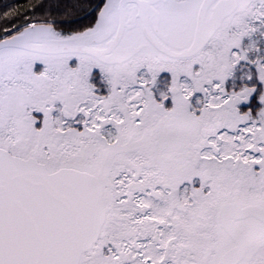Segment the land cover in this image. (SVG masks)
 <instances>
[{
  "label": "rangeland",
  "instance_id": "1",
  "mask_svg": "<svg viewBox=\"0 0 264 264\" xmlns=\"http://www.w3.org/2000/svg\"><path fill=\"white\" fill-rule=\"evenodd\" d=\"M182 1L185 3L184 6L180 4ZM255 1H242L235 13L238 15H234V18H232L233 16L228 18L223 27L212 37L207 47L190 59H171L155 50H150V46L132 60L121 65L111 66H103L86 55H56L51 57L63 59L64 67L67 68L61 70L64 75L61 80L53 83L52 79L37 75L33 78L36 91L30 92V94L17 86L7 89L0 110L2 119L0 121L2 126L0 129V147L25 158L37 157L38 160L47 164L50 171L60 167H73L89 171L100 177L105 187L104 199L108 211L101 238L106 239L109 235L110 240L115 243V239H111V236L115 234L114 226L119 220V215L120 217L125 215L126 221L128 220L123 227L124 236L120 237L121 241L119 242L125 248H123L125 251H120L122 259L115 257L109 262L105 256L104 263H91L92 261L84 263L85 258H82L81 264H148L139 259L132 260L133 256L129 247L133 242L132 238L135 241L143 236L146 240L154 238L153 234L158 225L152 220H146V215L149 214L147 210L150 209V206L147 205V208L138 210L133 202H122V208L120 210L117 209L118 206L116 208L117 199L121 200L125 196L132 197L134 192L144 191L143 193L147 194V188L152 193L164 192V189L167 192L171 188L168 191V199L170 205H176L172 207L171 218L177 234L174 239L169 238L166 234L165 258L169 263L177 264H218L221 255L233 246L232 240L220 227L218 221V211L223 203L237 202L242 206L258 204L264 207V194L259 195L260 191L258 190L261 185L259 180L257 184L252 185V188L243 190H248V194L231 196L226 201L218 199L219 196H216L215 191L210 190V187L214 185L208 183L211 180L205 181L203 173L201 171L197 173L198 169L195 166L200 163L199 154L192 152V142L188 137L186 139V134H183L185 133L183 125L186 124L185 128H187L197 120H206L207 125L203 131L208 127L210 135H216L217 129L235 131L240 125L249 124L257 119L264 120V84L261 83V81L264 83V46L253 53L246 44H242L243 37L240 41L235 37L231 38L233 37L232 33L236 35L239 33L244 23L245 26L249 25L250 20L248 21V18H251L250 15L255 18L264 16V6L255 7ZM196 6L197 0H169V4L163 7L162 25L169 32L173 47L177 45L187 46L192 41L196 22L194 17L195 20L192 24V11ZM245 9L250 10V15ZM196 13L197 9L195 10ZM115 22L114 20V25ZM53 34L57 36L55 32ZM143 41L140 29L128 31L125 39V43L129 45L140 44ZM23 55L24 58H37L36 60H39L41 56L36 53H24ZM254 57L257 58L254 59ZM216 59L217 63L214 62ZM75 60L76 62H74ZM220 61L221 76L219 78L222 79L223 83L228 79L232 80V83L238 86L235 85L236 89L230 92L225 91V89L222 90L227 97L225 102L213 107L206 102L204 84L200 83L198 79H196L198 84H195L191 79L192 85L188 86L187 83L182 85L180 79L182 75H193V73L198 76L202 72L204 75L210 70L212 62L219 66ZM80 63L79 67L78 64ZM147 64H153L155 67ZM173 64H182L177 82H172L169 86L160 80L159 83L156 82V73L160 74L162 71L169 70ZM255 65L259 67L258 74L254 69ZM47 66L48 72L51 73V65ZM152 67L154 71L151 70ZM95 69L97 71L99 69L100 79L106 82V85H108L110 76L118 80V86L122 85L123 89L120 96H115V102H110L112 98L106 93L102 94L98 86H93L89 73ZM256 69L258 70V68ZM73 70L78 73L77 76L81 73V80L80 84L70 87L68 80L75 79L76 76L72 72ZM132 78L150 81L149 89L145 90L148 98L144 101V108L135 112L134 115H130L128 111L127 95L125 94L123 98L125 90L133 81ZM173 79L174 77L171 81ZM162 80H166V78L163 77ZM213 80L218 81L216 77ZM244 81H247V84H244ZM240 82L241 84H239ZM220 84L222 83L220 82ZM174 87L179 89L178 92H172ZM213 89L217 90L218 86L214 85ZM198 90L202 91L203 94H198ZM258 97L260 99H257ZM254 98L257 102L254 101ZM30 99L36 100L32 107L29 106ZM105 102L109 106L117 107L122 112L123 121L126 124V130L113 144L106 143L97 132H81L79 131L80 127L74 128L76 127L74 125H78L81 121L77 114L76 116L75 113L71 112L75 111L78 104L99 106L98 104L105 105ZM27 106L28 108H26ZM256 106H259L260 110L255 111L254 107ZM27 110L33 111V114L26 115ZM175 110L179 113L177 118H180L175 122L173 128L169 126L164 132L156 133L157 126L166 117L171 116ZM82 111L80 113H83ZM49 112L50 118L47 120L45 135L42 138L35 128V124L39 121L35 114L43 113L44 118H46ZM135 128H138V134L131 138L130 129ZM66 129L70 130L68 135L65 133ZM193 130L194 128L186 130L192 140L196 136ZM255 132L258 142L264 143V129H258ZM199 133L200 131L197 134ZM227 137H229L227 132L220 135L215 141L216 145L219 144L218 146H214L213 141H210L211 137H209L208 142L202 141L203 145H207V154L214 155L216 152L227 150L228 147L233 149V145L231 147ZM237 142V144L242 145L245 140L240 138ZM193 146L195 145L193 144ZM212 147H214L213 151ZM217 147L224 149L219 150ZM224 153L228 154V152ZM262 154V162L259 164L264 166V151ZM234 158L233 155L229 154L226 155V161L224 159L222 162L224 166H233L228 169L230 171L234 168L229 175L235 173L238 168V164L232 162ZM191 160L192 163H190ZM207 164L209 165L207 169L212 170L210 168L211 163L208 161ZM240 167V171L252 172L255 180L258 179L255 176H259V174L255 172L256 170H252L256 167L255 163L247 164L245 168L240 164ZM262 171L264 172V167ZM211 177L213 176L211 175ZM244 179H247L246 175ZM211 182L213 183V181ZM205 184L207 185L206 188ZM204 189L205 191L209 190L207 194ZM168 199L165 200V203ZM207 201L211 204L210 206H208ZM150 210L152 216L158 219L165 209L160 211L161 209L155 206ZM201 214L207 223L206 225L213 227L212 232L214 233L210 239L207 237L206 240V237H203L205 241L201 240L203 239L202 234L205 235L206 231H210L209 229L206 231L204 228L198 229V235H193L194 237L179 229V227L191 225V216L195 217ZM139 217L143 226L138 224ZM122 222L124 223V220ZM239 224L250 244L248 254L241 264H255L253 259L257 251L264 245V223L249 218L240 221ZM154 239L155 243L149 245L153 249H157L156 251H159L160 254L163 253L158 245L160 241L157 238ZM197 244L203 246L204 249L195 250L194 247ZM146 252L148 255L152 254L148 248H146ZM163 263L166 264V261Z\"/></svg>",
  "mask_w": 264,
  "mask_h": 264
},
{
  "label": "water",
  "instance_id": "2",
  "mask_svg": "<svg viewBox=\"0 0 264 264\" xmlns=\"http://www.w3.org/2000/svg\"><path fill=\"white\" fill-rule=\"evenodd\" d=\"M216 1L202 0L192 41L183 49L169 46L170 34L161 29V13L151 5L155 0H119L116 30L110 19L116 0H105L98 13L97 28L92 32L58 37L53 34L52 22H34L21 32L1 37L0 51L79 54L104 64H122L145 48V43L122 44L126 30L134 29L139 18L146 40L157 51L174 59L190 58L208 44L241 0H230L214 8L212 23L207 25V13ZM132 2L140 11L128 20L125 9ZM105 41V47H101ZM172 92L178 89L173 88ZM104 194L101 179L89 171L62 167L50 172L36 157H20L0 147V264H81L83 254L100 239L107 220ZM248 218L264 223V207L237 202L220 206L219 225L233 246L221 255L219 264H240L247 256L250 244L239 221Z\"/></svg>",
  "mask_w": 264,
  "mask_h": 264
},
{
  "label": "trees",
  "instance_id": "3",
  "mask_svg": "<svg viewBox=\"0 0 264 264\" xmlns=\"http://www.w3.org/2000/svg\"><path fill=\"white\" fill-rule=\"evenodd\" d=\"M105 0H0V38L3 36H10L14 33L20 32L25 26L38 21H51L54 24V31L59 37H70L82 33H87L90 31H93L96 28L97 22H98V11L100 10V7L103 5ZM185 1V0H184ZM183 2V1H182ZM180 2L181 5L184 6V2ZM254 3V2H253ZM264 6V0H256L255 1V7H261ZM250 15V10H246ZM238 15V14H237ZM235 15V16H237ZM251 18H248V21L250 20V23L248 26H245V23L243 25V28H240L239 33L236 35L235 33H232L233 37L237 40H241L242 37V44H246L249 47L250 51H253V53L256 52L258 48L262 49L264 46V16L255 18L254 16L250 15ZM186 29V28H184ZM240 44V42H239ZM255 45V46H254ZM150 50H155L152 46H150ZM238 47V46H237ZM248 50V49H247ZM156 51V50H155ZM24 53H32L24 50L19 49H6L0 51V110L2 107V102L4 100V95L7 91V89L12 87H20L22 89H25L28 94L32 91H36V88L33 84V78L34 76L41 75L45 76L49 79H52L53 83L58 82L61 80L64 75L61 70L67 69L64 67V63L62 62L63 59H54L51 56L55 55H45V54H39L41 55L39 57V60L34 59H27L24 58ZM33 54V53H32ZM21 57V58H20ZM20 58V59H16ZM257 57H254V59ZM187 60V59H183ZM43 61V62H42ZM47 61V63H44ZM50 62V64H48ZM76 62V60L74 61ZM186 62V61H185ZM215 63H217V59L214 60ZM153 63V62H151ZM154 64V63H153ZM153 64H147L150 66L155 67ZM231 64V61H230ZM51 65L52 72H48V66ZM81 65L78 64V66ZM157 65V64H155ZM184 65V64H183ZM221 61L219 66L214 64L213 62L210 65V70L202 75V72L200 75L196 76L195 73L193 75H182L180 79V83L184 85V83H187L188 86L192 85L190 83V80L193 79V82L195 84H198L196 79L199 80L200 83L204 84V89L206 92V102L210 106H219L222 102H225L226 95H224L223 91L230 92L231 90L236 89L235 85L233 84L232 80H227L223 83L222 79L219 78L220 75V68ZM105 66V65H103ZM108 66V65H106ZM182 64H173L171 65V68L169 70H165L160 72V74L155 75L156 82L159 83V80L161 82H165L166 86H169L172 82H177L178 74H180ZM80 67V66H79ZM153 67L151 68L152 71ZM258 68V70L256 69ZM178 69V70H177ZM219 69V70H218ZM254 69L257 72H259V67L256 65L254 66ZM47 70V71H46ZM99 71V69H98ZM97 69H95L93 72H90L89 75H91V80L93 86H98L100 88V92L102 94L109 95L112 99V101H116L115 96H120V93L123 89L122 85L118 86L117 82L118 80L116 78H112L110 75L109 82L111 78V83L106 85V82L102 81L99 76V72ZM74 72L75 79L68 80L69 86L74 87L75 84H80V74L77 76L76 71ZM86 73V72H84ZM113 74L112 72H110ZM173 74V75H172ZM258 74V73H257ZM160 75V79H159ZM172 75V76H171ZM61 76V77H60ZM193 76V78H190ZM165 77L166 80H162V78ZM174 77L173 81L172 78ZM217 78L218 81L215 82L213 78ZM132 83L128 86V88L125 90L123 98L126 96V102L129 106L128 111L130 112V115H134L135 112H138L141 108H144V101L147 99L146 91L150 87V81L144 80L142 78H132ZM220 82L222 84H220ZM244 84H247V81L243 82ZM262 84H264L261 81ZM241 84V82L239 83ZM260 84V85H262ZM217 85L218 89L214 90L213 86ZM196 86V85H195ZM193 88V86H191ZM76 92V91H74ZM151 92V91H150ZM198 94H203L202 91L197 92ZM186 95V94H185ZM262 95V94H259ZM257 99H260L258 97ZM35 99H30L29 106L32 107V105L35 103ZM214 101V102H213ZM254 101L257 102L256 98H254ZM214 103V104H212ZM97 105H88V104H78L75 111H71L73 114L78 115V118H80V123L78 125H74L77 127H80L79 131L81 132H97L99 135H101V139H103L108 144H113L118 141L120 136L124 133V130H126V124L123 121L122 112L118 110L117 107L109 106L106 102L105 105L98 104ZM101 105V106H100ZM29 107V108H30ZM28 108V106L26 107ZM84 109V111H82ZM83 113H80L81 111ZM109 110V113H108ZM254 110H260L259 106L254 107ZM80 113V114H79ZM140 113V112H139ZM33 114V111L29 112V110L26 111V115ZM137 114V113H136ZM178 111H173L171 116L166 117L164 121L160 125L157 126L155 132H164L167 127L173 128L175 122L180 118L178 117ZM37 118H39V121L35 124L36 131H38V134L43 138V135H45V125L47 123V120L50 118V112L46 115L47 117L44 118L43 113L35 114ZM76 115V116H77ZM0 117V121H1ZM137 121V120H136ZM138 124V123H137ZM186 124L183 125L185 129L186 139L187 137L192 142V152H198L200 163L195 166L198 171H201L203 173L202 175L205 176V181L211 180L208 183L214 184L213 187H210L212 191H215L214 193L220 198L222 201H226L228 197L248 194L247 191H243L247 188H252L255 183L257 184V181L259 180L261 182V185L259 186L258 190L260 191L259 195L264 194V172L262 171V164H259L262 162L264 151V143L258 142L256 139V130L258 129H264V120L261 121V119H257L256 121H253L246 125H240V127H237L235 131L233 130H224L223 129H217L216 135H210V132H208V127L206 130L203 131V128L207 125L206 120L204 121H195L193 122V125L187 126L185 128ZM0 125V129H1ZM139 128V127H138ZM138 128L130 129L131 138L135 137L134 135L138 134ZM194 128L195 137L192 140L191 136H188V132H186L187 129ZM175 129V128H174ZM69 129H66V135L69 134ZM91 131V132H90ZM200 131L199 134H197ZM224 132H227V135L229 137V143L233 149L227 148V150L220 152L219 150H222L224 148L217 147L218 152H216L214 155L207 154V145H203L202 141H207L209 137L210 141H213L212 143L214 146L217 143L218 137L222 135ZM255 132V133H254ZM145 133V132H144ZM198 135V136H197ZM204 135V136H202ZM258 136V135H257ZM40 137V138H41ZM244 139L245 143L242 145L237 144L238 139ZM222 139V137H221ZM236 141H235V140ZM81 141V140H80ZM257 141V142H256ZM256 145H255V143ZM193 144L195 147L193 146ZM132 148V147H130ZM214 147H212L213 151ZM131 151V150H130ZM191 152V151H190ZM191 152V153H192ZM228 152V154L224 153ZM213 154V153H212ZM233 155L235 158L232 162L238 164L237 171L231 175L230 172L234 169L232 168L230 171L228 169L230 167H233L232 165L224 166L222 162L226 161V155ZM258 156V157H257ZM210 162V168L212 170H208L207 162ZM192 163V160L191 162ZM255 163V168L252 170H256L257 174L259 176L258 179L254 178L253 173H247L245 171H240V164L243 168L246 167L247 164ZM259 166H261L259 168ZM202 168V169H200ZM200 169V170H199ZM259 170V172H258ZM262 171V172H261ZM254 172V171H253ZM211 175L213 177H211ZM246 175L247 179H244V176ZM188 185L190 183L186 181ZM207 184V183H206ZM205 184V188L206 185ZM171 188H169L166 191L164 189V192H157L152 193L150 189L147 188L146 193H143L144 191H138L134 192L132 197H122V199H117L118 204L116 205V208L118 206V210H120L121 203L122 202H133L134 206L139 210L144 207L150 206V209L156 207H159L161 209L160 211H163L160 215V218L156 219V217H153L151 214V210L148 209V213L146 215V220H152L155 222L158 226L156 227V232H154L153 236L154 238H157L159 242L160 249L163 253L160 254L159 251H156L152 248L149 244L152 245V243L155 241V239L152 237L150 240H146L144 236L135 241L134 238H132L133 242L130 244L129 250L131 255L133 256L132 260L139 259L143 263L148 264H165L163 263L166 261V264H177V263H169L167 261L166 256V249H167V235L172 237L173 239L176 238V230L172 224V218H171V211L172 207L176 206L174 204L170 205V201L168 199V191ZM205 191V189H204ZM209 190L207 189L205 193L207 194ZM238 193V194H235ZM162 194L163 196L161 197ZM168 201L165 203V200ZM147 202V203H146ZM208 206L211 204L207 201ZM188 212V211H187ZM140 215L142 213L139 212ZM190 219L191 225L190 226H182L179 227L180 230L183 232L189 234L191 237H194L193 235H198L197 230L203 229L206 231L209 229L210 231L206 234H202V238L209 237L211 235H214L213 227H210V225H206V221L203 218V215H196L195 217H192ZM128 219V218H127ZM124 220V223L122 222ZM128 221V220H127ZM126 217L125 215L120 217L119 220L114 226L115 234L111 236V239H115V243L110 240L109 235L108 238L104 239V237L100 238V240L94 245L93 249L86 252L83 255V258H85L84 263H104L107 256V260L109 262L110 259L115 257H120L122 259V254L120 251H125L124 247H122L119 242L121 241V236H124V224H126ZM136 221V220H134ZM138 224L143 226V223L141 218H138ZM136 221V222H137ZM205 223H204V222ZM145 223V222H144ZM148 223V222H147ZM146 224V223H145ZM135 225V224H134ZM167 234V235H166ZM133 236V235H132ZM114 237V238H113ZM198 238V237H196ZM201 238V237H200ZM205 241V239H201ZM138 243V246H137ZM155 243V242H154ZM161 244V245H160ZM157 245V243H156ZM157 245V246H158ZM124 248V249H123ZM146 248L150 250V253L152 251V254L148 255L146 252ZM195 250H203L204 247L200 244L195 245ZM94 252L92 253V251ZM203 253H206L202 251ZM156 259L154 261V259ZM253 263L255 264H264V245L257 251L255 258L253 259Z\"/></svg>",
  "mask_w": 264,
  "mask_h": 264
},
{
  "label": "flooded vegetation",
  "instance_id": "4",
  "mask_svg": "<svg viewBox=\"0 0 264 264\" xmlns=\"http://www.w3.org/2000/svg\"><path fill=\"white\" fill-rule=\"evenodd\" d=\"M147 1H153V0H147ZM156 2L155 3H151V5H154V7L155 8H157L158 9V11L161 13V16H162V21H163V16H164V12H163V7L164 6H166V5H168L169 4V0H155ZM221 1V2H220ZM229 2L230 0H217L216 2H214L213 3V5L211 6V8L209 9V11H208V13H207V20H206V24L207 25H209V24H211L212 23V19L214 18V17H212V15L214 14V8H216V9H218V6L219 5H222L223 6V4L224 3H226V2ZM118 2H119V0H117L116 1V8L117 9H114V10H117V12H118ZM225 5V4H224ZM240 5H241V3L239 4V7H240ZM239 7L237 8V10L239 9ZM126 16H127V18H128V20L130 19V17L131 16H137L138 15V13H139V11H140V9H139V6L136 4V3H134V2H132V3H128L127 5H126ZM246 10V9H245ZM249 10V9H248ZM147 12L149 13V15L147 14V16H148V18L151 20V18H152V15H151V10L150 9H148L147 10ZM113 19L115 20V21H117L118 22V20H119V13H116V12H113ZM235 17V16H234ZM233 17V18H234ZM227 20V19H226ZM225 20V21H226ZM136 28H134V30L135 29H137V28H139L140 27V20H139V18H136ZM224 21V22H225ZM224 22H223V24H224ZM161 29H163V30H165L166 31V29L164 28V26L162 25V22H161ZM126 36H127V33L124 35V39H123V43L122 44H124V45H129V44H126L125 43V39H126ZM106 42L107 41H105L104 43H102V44H100V46L101 47H105V45H106ZM143 43H145V46L147 47L148 45H149V43H147L146 41H145V39H144V41H143ZM135 44V43H134ZM190 44V43H189ZM169 46L170 47H173V45L171 44V39H170V44H169ZM178 46H181V45H177L176 47H178Z\"/></svg>",
  "mask_w": 264,
  "mask_h": 264
}]
</instances>
